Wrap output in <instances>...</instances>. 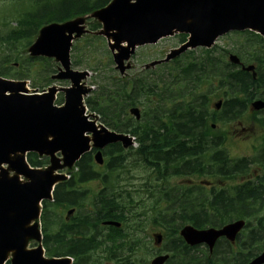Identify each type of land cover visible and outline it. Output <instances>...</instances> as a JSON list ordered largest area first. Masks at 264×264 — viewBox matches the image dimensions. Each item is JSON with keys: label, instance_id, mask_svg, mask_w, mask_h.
<instances>
[{"label": "trees", "instance_id": "obj_1", "mask_svg": "<svg viewBox=\"0 0 264 264\" xmlns=\"http://www.w3.org/2000/svg\"><path fill=\"white\" fill-rule=\"evenodd\" d=\"M27 1V9L24 5L22 9L17 8L22 11L7 10L15 26L10 28L7 35H0V48L7 49V53L4 52L0 56V76L12 79L31 78L34 82L41 83L53 73V68L43 60L22 57L18 49L24 52L43 25L88 15L107 5L110 0ZM6 12H0V20L6 19ZM97 28L99 26L94 23L91 31ZM232 35L237 36L238 41L234 42L231 52L239 56L243 63L255 66V78L240 67L226 62L230 51L211 48L200 50L197 56L190 52L185 56V61L177 60L172 66H164L167 68L158 71L163 73L157 83H150L141 77L126 83L110 79L108 87H102L92 100L86 101L89 109L96 112L107 127L136 137L139 147L134 157L140 163L147 162L152 165L155 177L166 180L169 177L186 175L193 173L198 165L201 177L210 174L216 180L224 182L234 180L240 175H250L254 171L253 168L264 169V163L249 164L243 159H229L225 151L227 132L211 127H224L229 122L241 121L249 115L248 109L252 101H264V43L260 37L249 32ZM184 38L185 36H180V41ZM213 99L223 100L219 114L210 110ZM130 106L141 108L142 117L139 122L127 115L126 109ZM251 117L256 125L264 128L263 117L260 118L256 114ZM260 146L262 151L264 135ZM123 153L118 145L109 147L105 153V176H95L94 172L97 171L94 168L82 165L93 163L91 155L83 156L78 162V166L82 165V175L77 176L78 182L101 179L100 182L106 190L109 187L115 188L127 160ZM198 157L200 163L197 162ZM27 160L33 167L46 163L45 159L39 160L34 154H29ZM67 187L75 189V184L69 183ZM106 190L99 192L98 196L115 194ZM231 191L235 192L228 193L225 188L203 192L199 222L194 217L187 219L178 216L184 207L180 205L182 197H176L179 206L174 210L177 217H172L174 214L169 217L170 235L177 234L180 220L196 228H204L220 227L233 220L245 219L250 228L260 231L251 234L247 261L249 262L257 256L260 250L257 237L264 232V176L257 173L252 180L238 187H231ZM55 193L74 202L83 195L79 194L77 189L65 192L62 188H56ZM229 195H237V200H231ZM120 204L123 206V203ZM121 206L110 197L105 199V206L101 207L103 210H118ZM95 209H99L98 200ZM50 241L45 231L43 244L48 256L53 253ZM179 243L174 248V256L178 255V250L183 247L180 240ZM69 254L83 257L87 251L82 247L73 246ZM205 263L226 264L211 259Z\"/></svg>", "mask_w": 264, "mask_h": 264}, {"label": "water", "instance_id": "obj_2", "mask_svg": "<svg viewBox=\"0 0 264 264\" xmlns=\"http://www.w3.org/2000/svg\"><path fill=\"white\" fill-rule=\"evenodd\" d=\"M89 18L101 25L97 35L107 39L120 73L129 68L124 62L135 48L155 44L174 34H185L188 38L162 62L188 49L210 48L218 37L231 31L249 30L264 38V0H111ZM85 19L42 28L28 50L32 57L54 58L62 66L64 71L54 79L72 83L70 89L64 90L63 107L52 105L55 88L43 95H25L24 83L0 79V264L9 256L10 264H68L66 259H44L40 246L26 250L29 240L40 241L37 223L31 225L39 217L40 202L49 200L53 185L65 179L54 174L55 171L72 168L90 150L91 142L96 149L117 141L124 147L131 145L128 137L109 133L102 126L98 129L95 122L84 116L82 96L88 90L80 82L87 74L69 70L68 54L72 41L86 33ZM230 61L239 62L235 56ZM244 70L252 71L253 67ZM220 105L221 102L215 104L216 109ZM251 106L258 111L264 108V103L257 101ZM130 112L139 119L138 110ZM30 152L48 156L50 166L45 170L31 169L25 160ZM56 153H60L61 160L56 158ZM95 160L102 162L99 152ZM20 176L27 181L21 182ZM242 227L241 221L221 230L197 231L187 226L180 235L191 246L205 243L211 249L221 236L232 241ZM166 259L167 256L158 257L152 264H163ZM251 264H264V252Z\"/></svg>", "mask_w": 264, "mask_h": 264}, {"label": "flooded vegetation", "instance_id": "obj_3", "mask_svg": "<svg viewBox=\"0 0 264 264\" xmlns=\"http://www.w3.org/2000/svg\"><path fill=\"white\" fill-rule=\"evenodd\" d=\"M244 131L241 130V132ZM197 162L200 163V160L198 159ZM84 166L89 167L92 165ZM195 170L197 172L194 173V176L189 177L185 183L188 189L184 190L181 196L180 205H183L184 210H181L180 218L190 219V217H194L199 222L201 218L200 191L202 186L200 182L193 179L198 177L200 171L198 166ZM70 177L71 175H69ZM246 181L248 180L240 179L238 180L239 183L235 185H240ZM94 183L96 182L89 181L87 185ZM142 191L138 187L134 189L136 194ZM119 196L115 195L114 198ZM61 197L54 195L50 204L52 214L50 224L51 245L54 249L66 251L67 255H69V250L73 246L82 247L83 250L87 251V257L77 259L72 257V264H144L143 260L138 259L137 253L140 251V247L146 245L145 238L152 245L149 249L150 261L146 264H150L155 257L166 253L169 255L172 253V264H206L205 262L208 259L226 264H247L251 239L248 229L240 231L232 242L220 237L215 242L212 251H209L206 245L189 246L180 238L183 247L178 250V255L174 256V248L180 243L179 238H175L176 235L173 238H168L167 233H165L168 230V222L166 219L161 220V218H166L167 215L157 216L158 221L156 223L151 221L150 224L148 222L144 225L147 215L154 213V208H147L145 205L140 206L139 201H135L132 204V210H126L125 207L122 210L115 208L103 210L101 206H105V199L109 197L98 196L99 209L96 210L97 201H92L91 204L86 201L83 204L79 198L77 202H74ZM229 198L237 200V195ZM78 207H81V209ZM106 216L108 217L105 219ZM108 221L119 222L120 227L106 226L105 223ZM154 224L160 228H158V232L153 233ZM180 224L182 227L179 230L186 225L181 220ZM155 233H158L161 237L158 246H153ZM139 234L141 237H138ZM263 239L264 233L259 234L257 241H260L261 245ZM122 250L129 251L131 256L127 257L128 253L123 254ZM121 254L124 257L120 256Z\"/></svg>", "mask_w": 264, "mask_h": 264}, {"label": "rangeland", "instance_id": "obj_4", "mask_svg": "<svg viewBox=\"0 0 264 264\" xmlns=\"http://www.w3.org/2000/svg\"><path fill=\"white\" fill-rule=\"evenodd\" d=\"M16 3V4H15ZM19 3H22L20 6H18ZM27 9L28 1L27 0H0V12L4 11L3 8H8L11 10V12L15 10H19L17 8L22 9L24 7ZM16 5V7H15ZM22 11V10H19ZM8 11L5 13L4 16H7L5 20H0V35H7L10 31V28L15 26V22L12 21L8 16ZM92 19L88 20L86 27L89 28L90 23H92ZM83 39V38H81ZM80 39V40H81ZM89 41L87 43H78L73 42L71 46L70 51V60L72 63V69L77 71H88L89 76L85 80V86L88 88H92L93 95L90 93L88 97H93L95 93L99 91V88L102 87H108L110 85L109 79L115 76L116 71L114 70V65L112 63L111 54L107 48L106 40L102 37H96L92 34L89 35ZM79 40V41H80ZM235 41H238V37L232 34L226 35L222 38H219L216 41V47L220 50H226L230 51L233 48V44ZM180 44L178 36H173L170 38H165L160 40L155 45L150 46H143L136 49L134 55L129 60L128 64L130 66V69L126 72L125 78H132L133 76L140 75L141 78L146 79L150 83H157L160 75H162L161 72H158L160 70H163V68L167 67H160V68H154L151 69L153 72H147L143 75H141L144 70V65L151 63L153 61L159 60L163 58L170 50L176 48ZM74 47H77L78 50H74ZM2 52L7 53V49L0 48V56L2 55ZM22 52V51H20ZM196 55H199L198 51L195 52ZM22 56L27 57L25 53H21ZM186 59L183 58L181 61H185ZM50 63L54 66L55 62L53 59H49ZM76 64V65H75ZM173 64H169V66H172ZM93 68V69H92ZM155 72V73H154ZM153 73V74H152ZM124 78V79H125ZM122 79V80H124ZM48 82V81H47ZM55 85L58 88H66L69 86L68 82H52L49 80L48 83L42 84L37 83L35 87L31 85V83L28 81V93H40L47 89L50 85ZM98 87V89H96ZM213 102H216V100H212L210 110H214L212 107ZM63 103V94L59 93L57 95V101H55L56 105H61ZM88 111V114H91ZM95 115V114H93ZM97 116V115H95ZM244 121H248L247 118H245ZM97 122L99 121V117L97 116ZM243 128H246V132H244L241 136L240 134H236L234 132H238L241 127H239L238 123H227L224 127H222V130L228 131L232 137L230 141L226 144V149L229 152V155L232 159L237 158H243V157H253L256 155V152H252V147L250 145L254 144V136L255 133H253V130L250 129V126L248 123H240ZM235 129V130H234ZM131 152H125L124 154L127 155V160L124 162V168L126 170L122 172V182L119 184V186L123 189L122 195H127L131 193L135 201H139L140 206L145 205L147 208L152 206L154 203H157V206L159 210L164 205V201H159V198L157 195H154L153 199H151L147 193L148 191L151 192H158V189L156 186V179L154 178L155 175L151 170H154L153 166L148 164L147 162L144 163L146 167H149V169H145V167H141L134 161V158L130 157ZM148 164V165H147ZM151 172V173H150ZM202 180H212L211 178H203ZM182 179L181 178H170L167 181L166 189L169 190V194L172 196L177 195L179 192L183 190L184 186H181ZM153 185L154 187H150ZM135 187H138L139 189L146 190L144 192H140L139 194H136L134 192ZM82 189V188H81ZM91 190L95 191L96 187L91 185ZM89 189V192L91 191ZM78 199L75 200L77 202ZM162 202V203H158ZM126 204V203H124ZM127 206V205H126ZM167 211H169L170 205L166 206ZM152 216L151 214L147 215L146 220L144 221V225H146L148 222L151 223ZM156 231V229H153V233ZM138 237H141L139 234ZM144 242L146 245L140 247V251L137 253L139 256L138 259L140 261H144V264L149 263L150 259V247L152 245L150 242L145 238ZM36 244L34 242H30L28 247L32 248ZM154 246V245H153ZM120 256L124 257L123 254Z\"/></svg>", "mask_w": 264, "mask_h": 264}, {"label": "bare ground", "instance_id": "obj_5", "mask_svg": "<svg viewBox=\"0 0 264 264\" xmlns=\"http://www.w3.org/2000/svg\"><path fill=\"white\" fill-rule=\"evenodd\" d=\"M163 154V153H162ZM134 158V161L136 162V163H139V164H141V165H144V163H140L139 162V160L137 159V158H135V157H133ZM143 162V161H142ZM148 165V164H147ZM145 166V165H144ZM198 166V165H197ZM196 167V166H195ZM148 169H150L149 167H147ZM188 168V167H187ZM186 203V202H185ZM119 205H121V204H119ZM179 222V221H178Z\"/></svg>", "mask_w": 264, "mask_h": 264}]
</instances>
